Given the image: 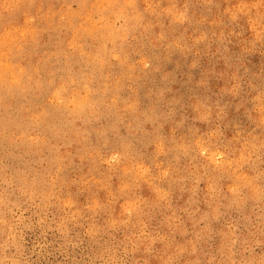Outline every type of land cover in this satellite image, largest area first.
Listing matches in <instances>:
<instances>
[{
    "label": "rangeland",
    "instance_id": "obj_1",
    "mask_svg": "<svg viewBox=\"0 0 264 264\" xmlns=\"http://www.w3.org/2000/svg\"><path fill=\"white\" fill-rule=\"evenodd\" d=\"M96 1L0 0V264H264V0Z\"/></svg>",
    "mask_w": 264,
    "mask_h": 264
},
{
    "label": "bare ground",
    "instance_id": "obj_2",
    "mask_svg": "<svg viewBox=\"0 0 264 264\" xmlns=\"http://www.w3.org/2000/svg\"><path fill=\"white\" fill-rule=\"evenodd\" d=\"M88 1V0H87ZM99 1V0H98ZM98 1H96V2H98ZM104 1V0H103ZM113 1V0H112ZM125 1V0H124ZM256 1V0H255ZM52 2H53V0H52ZM115 2V1H114ZM113 2V3H114ZM127 2V1H126ZM131 2V1H130ZM134 2V1H133ZM64 3V2H63ZM80 3V2H79ZM82 3V2H81ZM119 3H120V1H119ZM254 3V2H253ZM56 4V3H55ZM96 4V3H95ZM104 4V3H103ZM129 4V3H128ZM133 4V3H132ZM213 4V3H212ZM11 5V4H10ZM58 5V4H57ZM68 5V4H67ZM85 5V4H84ZM97 5V4H96ZM124 5V4H123ZM108 6V5H107ZM240 6V5H239ZM81 7V6H80ZM115 7V6H114ZM118 7V6H117ZM127 7V6H126ZM62 8H63V6H62ZM116 8V7H115ZM244 8V7H243ZM51 9V8H50ZM99 9V8H98ZM97 9V10H98ZM108 9V8H107ZM9 10V9H8ZM67 10V9H66ZM65 9H64V12L66 11ZM103 10V9H102ZM26 11V10H25ZM44 11V10H43ZM48 11V10H47ZM61 11V10H60ZM63 11V10H62ZM130 11V10H129ZM260 11V10H259ZM258 11V12H259ZM12 12V11H11ZM37 12V11H36ZM44 13V12H43ZM50 13V12H49ZM99 13V12H98ZM112 13V12H111ZM117 13V12H116ZM122 13V12H121ZM129 13V12H128ZM39 14V13H38ZM51 14V13H50ZM88 14V13H87ZM87 14H86V16H87ZM100 14V13H99ZM123 14V13H122ZM140 14V13H139ZM245 14V13H244ZM4 15H5V13H4ZM44 15V14H43ZM67 15V14H66ZM96 15V14H95ZM164 15V14H163ZM33 16V15H32ZM45 16V15H44ZM118 16V15H117ZM5 17V16H4ZM13 17V16H12ZM16 17V16H15ZM66 17V16H65ZM84 17V16H83ZM91 17H92V15H91ZM11 18V17H10ZM29 18V17H28ZM30 18H32V17H30ZM56 18V17H55ZM2 19V18H1ZM4 19V18H3ZM48 19V18H47ZM58 19V18H57ZM62 19V18H61ZM68 19H70V18H68ZM86 19H88V18H86ZM5 20H6V18H5ZM16 20V19H15ZM34 20V19H33ZM82 20V19H81ZM2 21V20H1ZM47 21V20H46ZM87 21V20H86ZM184 21V20H183ZM237 21V20H236ZM21 22V21H20ZM27 22V21H26ZM53 22V21H52ZM62 22V21H61ZM60 22V23H61ZM108 22V21H107ZM126 22V21H125ZM129 22V21H128ZM1 23V22H0ZM72 23V22H71ZM127 23V22H126ZM10 24V23H9ZM29 24V23H28ZM50 24V23H49ZM74 24V23H73ZM94 24V23H93ZM92 24V25H93ZM97 24V23H96ZM107 24V23H106ZM32 25H33V23H32ZM42 25H43V23H42ZM47 25V24H46ZM62 25V24H61ZM66 25H68V24H66ZM80 25V24H79ZM98 25V24H97ZM103 25V24H102ZM161 25V24H160ZM10 26V25H9ZM37 26V25H36ZM55 26V25H54ZM77 26V25H76ZM91 26V25H90ZM94 26V25H93ZM104 26V25H103ZM153 26V25H152ZM198 26V25H197ZM202 26V25H201ZM242 26V25H241ZM29 27V26H28ZM85 27V26H84ZM50 28V27H49ZM98 28H100V27H98ZM118 28V27H117ZM117 28H115V29H117ZM157 28V27H156ZM56 29V28H55ZM96 29V28H95ZM110 29V28H109ZM77 30V29H76ZM93 30V29H92ZM111 30V29H110ZM109 30V31H110ZM127 30V29H126ZM137 30V29H136ZM151 30H152V27H151ZM150 30V31H151ZM161 30V29H160ZM21 31V30H20ZM75 31V30H74ZM99 31V30H98ZM106 31V30H105ZM8 32V31H7ZM31 32V31H30ZM56 32V31H55ZM61 32V31H60ZM107 32V31H106ZM148 32V31H147ZM5 33V32H4ZM3 33V34H4ZM18 33V32H17ZM111 33V32H110ZM118 33V32H117ZM149 33V32H148ZM156 33V32H155ZM52 34V33H51ZM113 34H114V32H113ZM152 34H153V32H152ZM5 35V34H4ZM53 35V34H52ZM112 36V35H111ZM110 36V37H111ZM5 37V36H4ZM29 37V36H28ZM31 37V36H30ZM58 37V36H57ZM117 37V36H116ZM36 38V37H35ZM63 38V37H62ZM98 38H100V37H98ZM104 38V37H103ZM108 38V37H107ZM163 38V37H162ZM203 38V37H202ZM41 39V38H40ZM67 39V38H66ZM102 39V38H101ZM113 39V38H112ZM120 39V38H119ZM154 39V38H153ZM160 39V38H159ZM1 40V39H0ZM7 40V39H6ZM61 40V39H60ZM94 40V39H93ZM105 40V39H104ZM177 40V39H176ZM27 41V40H26ZM34 41V40H33ZM63 41H65V40H63ZM67 41V40H66ZM100 41V40H99ZM114 41V40H113ZM54 42V41H53ZM125 42V41H124ZM160 42V41H159ZM57 43V42H56ZM55 43V44H56ZM107 43H108V41H107ZM177 43V42H176ZM44 44V43H43ZM93 44V43H92ZM114 44V43H113ZM123 44V43H122ZM121 44V45H122ZM128 44V43H127ZM166 44V43H165ZM170 44V43H169ZM32 45V44H31ZM64 45V44H63ZM62 45V46H63ZM72 45V44H71ZM86 45V44H85ZM220 45V44H219ZM16 46V45H15ZM26 46V45H25ZM103 46V45H102ZM123 46V45H122ZM126 46H128V45H126ZM153 46V45H152ZM168 46V45H167ZM179 46V45H178ZM37 47H38V45H37ZM87 47V46H86ZM88 47H89V44H88ZM121 47V46H120ZM154 47H156V46H154ZM14 48V47H13ZM22 48V47H21ZM56 48V47H55ZM65 48V47H64ZM63 48V49H64ZM74 48V47H73ZM93 48V47H92ZM125 48H127V47H125ZM139 48V47H138ZM12 49V48H11ZM25 49V48H24ZM44 49V48H43ZM61 49V48H60ZM99 49V48H98ZM164 49H165V47H164ZM23 50V49H22ZM48 50V49H47ZM65 50V49H64ZM111 50V49H110ZM150 50V49H149ZM155 50V49H154ZM153 50V51H154ZM175 50V49H174ZM84 51H86V50H84ZM139 51H140V49H139ZM157 51V50H156ZM164 51V50H163ZM168 51V50H167ZM173 51V50H172ZM171 51V52H172ZM17 52V51H16ZM29 52V51H28ZM62 52V51H61ZM11 53V52H10ZM15 53V52H14ZM20 53V52H19ZM79 53V52H78ZM111 53H112V50H111ZM157 53H158V51H157ZM7 54V53H6ZM57 54V53H56ZM60 54V53H59ZM84 54H85V52H84ZM103 54V53H102ZM108 54V53H107ZM119 54V53H118ZM129 54V53H128ZM175 54V53H174ZM10 55V54H9ZM15 55V54H14ZM20 55V54H19ZM18 55V56H19ZM88 55V54H87ZM97 55V54H96ZM103 55H105V54H103ZM173 55V54H172ZM16 56H17V54H16ZM59 56V55H58ZM80 57L81 56H83V55H79ZM89 56V55H88ZM131 56V55H130ZM133 56V55H132ZM165 56V55H164ZM23 57V56H22ZM55 57V56H54ZM119 57V59L122 57H120V56H118ZM166 57V56H165ZM171 57V56H170ZM169 57V58H170ZM11 58V57H10ZM33 58V57H32ZM31 58V59H32ZM53 58V57H52ZM104 58V57H103ZM130 58V57H129ZM132 58V57H131ZM156 58V57H155ZM168 58V59H169ZM174 58V57H173ZM14 59V58H13ZM16 59V58H15ZM18 59V58H17ZM27 59V58H26ZM78 59V58H77ZM126 59H127V57H126ZM22 60V59H21ZM73 60V59H72ZM105 60H106V58H105ZM109 60V59H108ZM107 60V61H108ZM133 60V59H132ZM171 60V59H170ZM83 61V60H82ZM106 61V62H107ZM127 61V60H126ZM131 61V60H130ZM173 61V60H172ZM180 61H181V59H180ZM3 62V61H2ZM23 62V61H22ZM74 62V61H73ZM79 62V61H78ZM84 62V61H83ZM96 62V61H95ZM119 62H121V60L119 61ZM157 62V61H156ZM166 62H168V61H166ZM174 62V61H173ZM11 63H12V61H11ZM38 63V62H37ZM76 63V62H75ZM94 63V62H93ZM105 63V62H104ZM15 64V63H14ZM13 64V65H14ZM78 64V63H77ZM83 64V63H82ZM89 64V63H88ZM3 65V64H2ZM9 65V64H8ZM16 65V64H15ZM20 65V64H19ZM72 65V64H71ZM96 65V64H95ZM94 65V66H95ZM177 65H179V64H177ZM89 66V65H88ZM93 66V67H94ZM160 66V65H159ZM1 67V66H0ZM3 67V66H2ZM6 67V66H5ZM120 67V66H119ZM165 67V66H164ZM166 67H167V65H166ZM70 68V67H69ZM76 68V67H75ZM97 68V67H96ZM162 68V67H161ZM3 69V68H2ZM90 69V68H89ZM112 69V68H111ZM116 69V68H115ZM137 69V68H136ZM11 70H13V69H11ZM85 70H87V69H85ZM99 70V69H98ZM123 70V69H122ZM6 71V70H5ZM50 71V70H49ZM71 71H73V70H71ZM131 71V70H130ZM142 71V70H141ZM70 72V71H69ZM76 72V71H75ZM138 72H140V71H138ZM1 73V72H0ZM19 73V72H18ZM87 73V72H86ZM124 73V72H123ZM132 73V72H131ZM168 73H170V72H168ZM73 74V73H72ZM77 74H79V73H77ZM128 74V73H127ZM130 74V73H129ZM148 74V73H147ZM167 74V73H166ZM13 75H14V73H13ZM68 75V74H67ZM71 75V74H70ZM86 75V74H85ZM108 75V74H107ZM122 75V74H121ZM120 75V76H121ZM150 75V74H149ZM6 76V75H5ZM4 76V77H5ZM16 76V75H15ZM98 76V75H97ZM14 77V76H13ZM149 77V76H148ZM35 78V77H34ZM100 78V77H99ZM125 78H126V76H125ZM124 78V79H125ZM70 79V78H69ZM122 79V78H121ZM123 79V80H124ZM139 79V78H138ZM3 80V79H2ZM51 80V79H50ZM66 80V79H65ZM76 80V79H75ZM115 80V79H114ZM129 80V79H128ZM140 80V79H139ZM145 80V79H144ZM15 81V80H14ZM19 81V80H18ZM127 81V80H126ZM135 81V80H134ZM6 82V81H5ZM78 82H80V80L78 81ZM92 82H94V81H92ZM139 82V81H138ZM16 83V82H15ZM73 83V82H72ZM137 83V82H136ZM141 83V82H140ZM13 84V83H12ZM80 84H82V83H80ZM139 84V83H138ZM143 84V83H142ZM166 84V83H165ZM67 85V84H66ZM137 85V84H136ZM2 86H4V85H2ZM6 86V85H5ZM11 86V85H10ZM73 86V85H72ZM128 86V85H127ZM78 87V86H77ZM130 87V86H129ZM62 88V87H61ZM68 88V87H67ZM89 88V87H88ZM13 89V88H12ZM71 89V88H70ZM82 89V88H81ZM2 90V89H1ZM5 91V90H4ZM87 91V90H86ZM12 92V91H11ZM65 92V91H64ZM77 92H78V90H77ZM3 93V92H2ZM125 93V92H124ZM10 95V94H9ZM76 95H79V93L78 94H76ZM1 96H2V94H1ZM28 96V95H27ZM89 96V95H88ZM14 97V96H13ZM31 97H33V96H31ZM63 97V96H62ZM143 97H145V96H143ZM150 97V96H149ZM165 96H163V98H164ZM70 98V97H69ZM75 98H76V96H75ZM89 98V97H88ZM136 98V97H135ZM159 98V97H158ZM90 99V98H89ZM3 100V99H2ZM18 100V99H17ZM36 100V99H35ZM140 100V99H139ZM145 100V99H144ZM1 101V100H0ZM138 101V100H137ZM153 101V100H152ZM161 102V101H160ZM93 103V102H92ZM121 103V102H120ZM145 103V102H144ZM1 105V104H0ZM2 105H3V103H2ZM29 105V104H28ZM72 105V104H71ZM142 105V104H141ZM153 105V104H152ZM164 105V104H163ZM169 105V104H168ZM32 106V105H31ZM76 106V105H75ZM78 106V105H77ZM23 107V106H22ZM31 108H33V106L31 107ZM37 108V107H36ZM135 108V107H134ZM80 109V108H79ZM114 109V108H113ZM22 110H23V108H22ZM39 110V109H38ZM68 110V109H67ZM24 111V110H23ZM119 111V110H118ZM8 112V111H7ZM105 112V111H104ZM131 112V111H130ZM137 112V111H136ZM22 113V112H21ZM31 113V112H30ZM77 113V112H76ZM1 114V113H0ZM15 114V113H14ZM19 114V113H18ZM29 114V113H28ZM42 114V113H41ZM7 115V114H6ZM40 115V114H39ZM76 115V114H75ZM82 115V114H81ZM102 115H103V113H102ZM105 115V114H104ZM143 115V114H142ZM22 116V115H21ZM78 116V115H77ZM100 116V115H99ZM132 116V115H131ZM79 117V116H78ZM123 117V116H122ZM141 117V116H140ZM14 118V117H13ZM20 118V117H19ZM104 118H105V116H104ZM113 118V117H112ZM7 119V118H6ZM23 119V118H22ZM31 119V118H30ZM93 119V118H92ZM118 119V118H117ZM121 119V118H120ZM129 119H130V117H129ZM8 120V119H7ZM19 120V119H18ZM29 120V119H28ZM42 120V119H41ZM119 120V119H118ZM135 120V119H134ZM6 121V120H5ZM77 121V120H76ZM95 121V120H94ZM125 121V120H124ZM129 121H131V120H129ZM10 122V121H9ZM19 122V121H18ZM17 122V123H18ZM24 122V121H23ZM26 122V121H25ZM32 122V121H31ZM93 122V121H92ZM118 122V121H117ZM123 122V121H122ZM132 122H134V121H132ZM138 122V121H137ZM6 123V122H5ZM14 123V122H13ZM13 123H11V124H13ZM27 123V122H26ZM30 123V122H29ZM43 123V122H42ZM94 123H96V122H94ZM1 124H3V123H1ZM8 124V123H7ZM15 124H16V122H15ZM20 124H22V122H20L18 125H20ZM24 124V123H23ZM31 124V123H30ZM37 124V123H36ZM88 124V123H87ZM121 124V123H120ZM39 125V124H38ZM37 125V126H38ZM85 125V124H84ZM93 125V124H92ZM23 126V125H22ZM27 126H29V125H27ZM27 126H25V128L27 127ZM35 126V125H34ZM117 126H119V125H117ZM6 127H8V126H6ZM5 127V128H6ZM19 127V126H18ZM43 127V126H42ZM15 128V127H14ZM23 128V127H22ZM129 128H130V125H129ZM0 129H1V127H0ZM7 129V128H6ZM5 129V130H6ZM11 129V128H10ZM15 129H17V126H16V128ZM17 131V130H16ZM19 131H21V130H19ZM24 131H27V130H25L24 129ZM38 131V130H37ZM4 132V131H3ZM179 132V131H178ZM11 133V132H10ZM24 133V132H23ZM22 133V134H23ZM38 133V132H37ZM6 134V133H5ZM14 134V133H13ZM13 134H11V135H13ZM20 134V133H19ZM26 134H27V132H26ZM26 134H25V136H26ZM176 135V134H175ZM3 137V136H2ZM24 137V136H23ZM27 137V136H26ZM44 137V136H43ZM10 138V137H9ZM5 139H7V138H5ZM2 140H4V139H2ZM88 140V139H87ZM127 140V139H126ZM11 141H12V139H11ZM14 141H15V138H14ZM32 141V140H31ZM30 141V142H31ZM173 141V140H172ZM176 141V140H175ZM1 142V141H0ZM3 143V142H2ZM9 143V142H8ZM16 143V142H15ZM14 143V144H15ZM18 143V142H17ZM25 143V142H24ZM7 144V143H6ZM12 144V143H11ZM26 144V143H25ZM24 144V145H25ZM30 144V143H29ZM92 144V143H91ZM121 144V143H120ZM16 145V144H15ZM22 145V144H21ZM20 145V146H21ZM117 145V144H116ZM17 146V145H16ZM85 146V145H84ZM106 146V145H105ZM113 146V145H112ZM98 147V149H99V146H97ZM12 148V147H11ZM110 148V147H109ZM108 148V149H109ZM113 148H114V146H113ZM116 148V147H115ZM125 148H127V147H125ZM23 149V148H22ZM85 149V148H84ZM71 150V149H70ZM92 150V149H91ZM120 151H123V150H120ZM128 151V150H127ZM61 152V151H60ZM119 152V151H118ZM60 154V153H59ZM68 154V153H67ZM84 154V153H83ZM121 154V153H120ZM99 155H100V153H99ZM122 155H124V154H121V156ZM129 155V154H128ZM120 156V157H121ZM102 157V156H101ZM122 157H125V156H122ZM106 158V157H105ZM127 158V157H126ZM131 158V157H130ZM99 159V158H98ZM64 160V159H63ZM132 160V159H131ZM130 162V161H129ZM61 163V162H60ZM121 163V162H120ZM120 165V164H119ZM118 166V165H117ZM135 167V166H134ZM121 168V167H120ZM139 168V167H138ZM114 169V168H113ZM142 176V175H141ZM141 185V184H140ZM152 187V186H151ZM141 189V188H140ZM145 189H146V187H145ZM142 190V189H141ZM131 191V190H130Z\"/></svg>",
    "mask_w": 264,
    "mask_h": 264
}]
</instances>
